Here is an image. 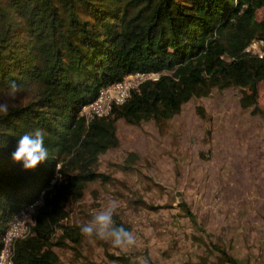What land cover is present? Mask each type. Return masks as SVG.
<instances>
[{"label":"trees","instance_id":"1","mask_svg":"<svg viewBox=\"0 0 264 264\" xmlns=\"http://www.w3.org/2000/svg\"><path fill=\"white\" fill-rule=\"evenodd\" d=\"M264 0H0V249L9 220L35 203L28 232L13 240V264H60L54 245L77 242L80 229L64 222L68 199L88 183L105 182L100 154L119 145L117 121L162 122L192 97L240 89L239 104L264 121L258 104L264 57L245 51L264 39ZM134 71L161 72L143 82L108 116L79 114L101 86ZM204 116V110L197 106ZM41 130L48 159L25 170L12 160L18 139ZM134 160L135 154H129ZM181 209L194 223L186 201ZM117 226L129 229L118 217ZM212 264H241L223 248ZM118 264H133L124 255ZM150 264H154L150 260Z\"/></svg>","mask_w":264,"mask_h":264},{"label":"rangeland","instance_id":"2","mask_svg":"<svg viewBox=\"0 0 264 264\" xmlns=\"http://www.w3.org/2000/svg\"><path fill=\"white\" fill-rule=\"evenodd\" d=\"M256 18H264V4ZM240 93L214 88L162 122L119 119V145L100 154L96 166L108 180L92 181L78 200L68 199L64 222L80 229L116 199L114 217L137 245L118 254L80 233L77 242L54 245L59 263L118 264L114 256L124 255L150 256L154 264H212L223 259L219 247L241 264H264V121L240 106ZM10 99L0 93V103ZM257 101L264 109L263 82ZM182 200L197 223L184 214Z\"/></svg>","mask_w":264,"mask_h":264},{"label":"clouds","instance_id":"3","mask_svg":"<svg viewBox=\"0 0 264 264\" xmlns=\"http://www.w3.org/2000/svg\"><path fill=\"white\" fill-rule=\"evenodd\" d=\"M18 86L11 83L9 96L15 97ZM7 103H0V114H7ZM11 158L16 163H21L25 170L35 169L38 164L48 159V150L44 146V134L41 130L26 132L21 135L16 144ZM119 208L116 199H110L105 206L92 215L91 219L80 226V233L89 241L99 240L110 244V247L119 253H129L137 245L134 233L122 225L117 226L113 217ZM133 264H150V256H141Z\"/></svg>","mask_w":264,"mask_h":264},{"label":"built area","instance_id":"4","mask_svg":"<svg viewBox=\"0 0 264 264\" xmlns=\"http://www.w3.org/2000/svg\"><path fill=\"white\" fill-rule=\"evenodd\" d=\"M245 51L259 57H264V39L253 38L246 45ZM160 73L158 71H134L117 81L101 86L97 95L92 100L81 105L79 114L84 117L86 122L94 117L108 116L114 105L125 102L134 90L139 89V86L143 82L157 80ZM34 206L35 203L27 205L15 213L9 220L2 235L0 264H13L12 242L14 239L28 232V223L32 221Z\"/></svg>","mask_w":264,"mask_h":264}]
</instances>
